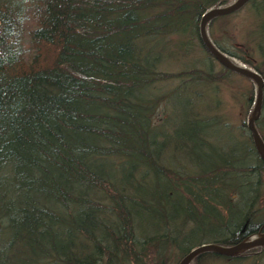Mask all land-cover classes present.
<instances>
[{"label": "trees", "instance_id": "obj_1", "mask_svg": "<svg viewBox=\"0 0 264 264\" xmlns=\"http://www.w3.org/2000/svg\"><path fill=\"white\" fill-rule=\"evenodd\" d=\"M227 1L0 0V264H177L264 231L254 85L198 37L201 15ZM247 4L239 47L211 30L231 14L205 30L262 77L264 143V0ZM233 78L237 123L219 111ZM189 264H264V245Z\"/></svg>", "mask_w": 264, "mask_h": 264}, {"label": "water", "instance_id": "obj_2", "mask_svg": "<svg viewBox=\"0 0 264 264\" xmlns=\"http://www.w3.org/2000/svg\"><path fill=\"white\" fill-rule=\"evenodd\" d=\"M248 0H233L231 3L224 6H214L208 10H206L200 17L198 21V37L199 40L207 51V53L212 56L221 66L226 68L227 70L234 72L242 77L248 78L252 81L255 89L254 95V104L251 109V112L246 120V126L250 133V137L254 146L256 153L259 158L264 163V143L259 136L254 121L258 118L261 109L262 102V88H263V79L262 77L252 69H248L240 66L235 63L229 57L221 53L208 39L206 35L205 26L206 23L217 16L230 14L237 9H239L243 4H245ZM264 245V232H258L250 237H246L241 241L229 245H217L213 243H203L192 249H190L178 262L177 264H189V262L200 252L211 251L218 255L222 256H235L240 252L256 247Z\"/></svg>", "mask_w": 264, "mask_h": 264}, {"label": "rangeland", "instance_id": "obj_3", "mask_svg": "<svg viewBox=\"0 0 264 264\" xmlns=\"http://www.w3.org/2000/svg\"><path fill=\"white\" fill-rule=\"evenodd\" d=\"M232 1L233 0H228L226 2V4H223L220 6L227 5V4L231 3ZM245 4H243L236 11L232 12L234 14L230 13L231 16L226 19V22L224 24H220V21L217 20V21L213 22V24L211 25V30H212L213 34L216 36L217 41H219V44L222 47L228 49V51L234 50V46L239 47V43L245 41L244 34L252 26V20L253 19H252V17H250V11H249L248 4H247V6ZM250 43L252 45V42H250ZM253 56L255 58V60H253V62H256L259 60V55L256 52V49H254ZM181 64H183V63H181ZM214 67L218 68V65L215 64ZM236 76H237V74H236ZM168 83L169 84H166V83L164 84L167 88H169L171 86V82H168ZM240 84L244 85L243 82L240 83V81L238 79L233 78L232 81L230 80L229 82L220 83V85H219V88H220L219 95H220L222 101L225 103L222 105L221 108H219V111L224 112V113H226L228 111H234L233 118L229 120V122H232V123H237V121L239 120L238 115H242V111H240L239 104L236 103L235 100L233 102L232 96L230 95L232 92H234V90L236 88H238V86H240ZM232 87H234V89ZM170 105L175 110L181 111L182 107H183V102L181 101V99L179 97H174L170 101ZM213 134L215 137H217L218 131L214 130ZM252 235H254V234H251L247 237H250Z\"/></svg>", "mask_w": 264, "mask_h": 264}]
</instances>
